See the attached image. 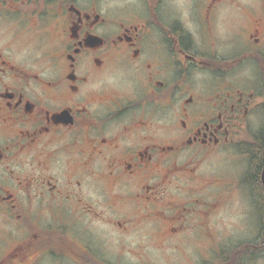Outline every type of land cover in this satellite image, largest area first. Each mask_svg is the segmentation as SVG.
Instances as JSON below:
<instances>
[{
    "label": "flooded vegetation",
    "instance_id": "1",
    "mask_svg": "<svg viewBox=\"0 0 264 264\" xmlns=\"http://www.w3.org/2000/svg\"><path fill=\"white\" fill-rule=\"evenodd\" d=\"M164 248L264 264V0H0V264Z\"/></svg>",
    "mask_w": 264,
    "mask_h": 264
},
{
    "label": "rangeland",
    "instance_id": "2",
    "mask_svg": "<svg viewBox=\"0 0 264 264\" xmlns=\"http://www.w3.org/2000/svg\"><path fill=\"white\" fill-rule=\"evenodd\" d=\"M220 166L221 165L218 161L212 164L214 172H216L217 169H220ZM183 255L186 257L188 255V250L185 248H183V250L177 248L174 250H170V248H164L162 258L164 259V264H166L165 261H167L168 264H185L183 262L185 260Z\"/></svg>",
    "mask_w": 264,
    "mask_h": 264
}]
</instances>
